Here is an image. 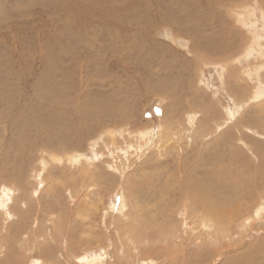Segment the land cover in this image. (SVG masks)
I'll use <instances>...</instances> for the list:
<instances>
[{
    "label": "rangeland",
    "instance_id": "374dc122",
    "mask_svg": "<svg viewBox=\"0 0 264 264\" xmlns=\"http://www.w3.org/2000/svg\"><path fill=\"white\" fill-rule=\"evenodd\" d=\"M260 162L264 0H0V264H258Z\"/></svg>",
    "mask_w": 264,
    "mask_h": 264
},
{
    "label": "bare ground",
    "instance_id": "6f19581e",
    "mask_svg": "<svg viewBox=\"0 0 264 264\" xmlns=\"http://www.w3.org/2000/svg\"><path fill=\"white\" fill-rule=\"evenodd\" d=\"M138 28V27H137ZM258 46V45H257ZM166 88V87H165ZM257 88V87H256ZM162 89V88H161ZM163 90V89H162ZM258 91V90H257ZM157 92V91H156ZM166 92V91H165ZM166 93H168V92H166ZM253 94H256V93H253ZM257 95V94H256ZM255 95V99H256V96ZM258 97H260V96H258ZM263 97V96H262ZM252 98H253V96H252ZM260 99V98H259ZM253 100V99H252ZM258 101V100H257ZM244 105H246V104H244ZM243 109V108H242ZM241 109V110H242ZM106 115H110V111H109V114H106ZM195 116V115H194ZM105 118H107V117H105ZM192 118V117H191ZM60 122V121H59ZM191 123V122H190ZM193 123H195L194 121H193ZM63 124V123H62ZM250 152V151H249ZM254 153V152H253ZM238 157V156H237ZM260 158V157H259ZM236 161V160H235ZM263 161V160H262ZM241 169V168H240ZM256 170H258L259 171V175L258 176H254L253 177V181L252 182H250V183H246V182H236V188L239 190V189H242V187L243 188H245L246 190L245 191H247L249 194L250 193H256V194H258L259 195V193L260 192H263V194H264V163L263 162H260L259 163V166L258 167H256L255 168ZM255 173V172H254ZM256 173H258V172H256ZM255 173V174H256ZM199 183V182H198ZM198 186V189H202V191H203V193L201 194V195H196L195 196V198H196V200H195V203H194V206L195 207H199V206H203V207H205V212H206V214H201V217L199 216H197V220L200 222V223H198L197 224V228H198V232L199 233H201V238L202 237H204V238H206V239H208V241H210L209 243L210 244H208L206 247H204V248H211L212 247V250L213 251H216L217 250V252L216 253H218V252H220L219 254H217L216 256H222V254H225L226 253V245H225V243H224V240H225V238L227 237V236H224L223 235V233H221V234H216L218 231H216V232H214L210 227H208V226H205L204 224V221L206 222L207 220H206V217H209V216H211V215H219V216H221V215H223V214H221V212H224V210H225V208L226 207H229V206H226V205H231L232 204V202H233V200H230V199H228V198H224L223 200H221V201H219V202H215V201H212L211 199H210V197L208 196V194H207V192H206V190L207 191H210V189L205 185V184H201V185H197ZM200 187V188H199ZM7 193V192H6ZM14 193V192H13ZM16 194V193H15ZM262 194V193H261ZM253 195H255V194H253ZM14 199H15V195H14ZM27 199V198H26ZM24 202V201H23ZM26 202H28V201H26ZM25 203V202H24ZM123 204V203H122ZM15 205H16V203H15ZM19 205V204H18ZM21 205V204H20ZM27 205V204H26ZM17 206V205H16ZM22 206V205H21ZM24 206V205H23ZM122 208H123V205H122ZM20 209H21V207H20ZM124 210V209H123ZM1 218V217H0ZM227 218V221L230 223V222H233L234 221V216L233 217H231V216H228V217H226ZM218 220H221V221H223V218H219ZM21 221V220H20ZM53 221V220H52ZM123 222H125V221H123ZM128 222V221H127ZM2 224V223H1ZM17 225H18V223H16ZM57 224V223H56ZM121 225V224H120ZM125 225V224H124ZM56 226V225H55ZM127 226V225H126ZM129 226V225H128ZM127 226V227H128ZM1 227V226H0ZM20 228V227H19ZM125 228V227H124ZM128 229H129V227H128ZM204 230V232H202L201 230ZM1 230V229H0ZM11 230V229H10ZM20 231H22V230H20ZM131 231V230H130ZM129 231V232H130ZM14 232H15V230H14ZM2 233L3 232H1V236H2ZM30 233H32V232H30ZM30 233H28V234H30ZM3 235H4V233H3ZM9 235H11V234H9ZM9 235H7V237L9 236ZM15 235V234H14ZM1 236H0V241H1ZM13 236V235H12ZM31 236V235H30ZM30 236H29V238H30ZM18 237H19V235H18ZM35 237V236H34ZM236 237H238L237 235H236ZM4 238V237H3ZM9 238H11L12 239V237H9ZM39 238V237H38ZM201 238H199V239H201ZM21 239V238H20ZM37 239V238H36ZM40 239V238H39ZM38 239V240H39ZM139 239V238H138ZM161 239V238H160ZM28 239H25V238H23V240H21V241H19V247L21 248V250L23 251V250H28L29 249V246H30V244H32V242L33 241H27ZM30 240H31V238H30ZM140 240V239H139ZM158 240V239H157ZM156 240V241H157ZM11 241V240H10ZM18 241V240H17ZM155 241V240H154ZM160 241H162V239L160 240ZM166 241V240H165ZM170 241H172V240H170ZM5 242V241H4ZM15 242V241H14ZM158 242V241H157ZM163 242V241H162ZM173 242V241H172ZM192 242H194V241H192ZM1 243V242H0ZM13 243V242H12ZM12 243H11V248H13L12 247ZM146 243H148V242H146ZM169 243V242H168ZM141 244H143V243H141ZM163 244V243H162ZM165 244V243H164ZM193 244V243H192ZM4 245V244H3ZM37 245V244H36ZM155 245H156V243H155ZM159 245H161L160 243H159ZM174 246V245H173ZM1 247V246H0ZM15 247V246H14ZM145 247H147V246H145ZM159 247H162V246H159ZM158 247V248H159ZM9 248V247H8ZM43 248H46V247H42L40 250L41 251H38V252H41V253H43ZM142 248H144V247H142ZM151 248V247H150ZM153 248V247H152ZM1 249V248H0ZM3 249V248H2ZM16 251H17V249L16 248H14ZM146 249V248H145ZM148 249V248H147ZM153 249H155V248H153ZM39 250V249H38ZM1 251V250H0ZM4 251V250H3ZM149 251H151V250H149ZM18 252V251H17ZM147 252V251H146ZM160 252V251H159ZM48 253V252H47ZM140 253V252H139ZM181 253H183V250L181 251ZM16 255H17V253H15ZM141 254V253H140ZM176 255L178 254V253H175ZM5 256V255H4ZM215 256V257H216ZM43 257H45V255H43ZM45 259H46V257H45ZM44 259V260H45ZM139 259V258H138ZM260 259H261V261H260V263H258V264H264V254H261L260 255ZM25 261H26V258L24 259ZM35 260V259H34ZM102 260V259H101ZM100 260V261H101ZM140 260V259H139ZM232 261H230V262H227L226 264H238V263H236L237 261H238V257H234V258H232L231 259ZM14 261V260H13ZM36 261V260H35ZM40 261V260H39ZM47 261V260H46ZM152 261V260H151ZM255 261L256 260H252V263L251 264H256L255 263ZM8 262H10V259H7L6 260V262L5 263H8ZM41 262H43V261H41ZM138 262V264H143V263H139V261H137ZM166 262V261H165ZM168 262H169V264H173L174 263V261H172L169 257H168ZM38 264L40 263V262H37ZM149 263V262H148ZM147 263V264H148ZM152 263H153V261H152ZM97 264H99V263H97ZM151 264V263H150Z\"/></svg>",
    "mask_w": 264,
    "mask_h": 264
}]
</instances>
